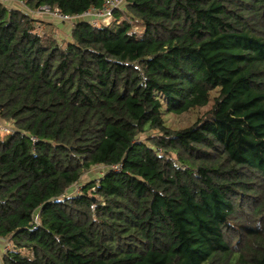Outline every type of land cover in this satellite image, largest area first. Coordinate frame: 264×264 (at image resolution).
<instances>
[{"label":"trees","instance_id":"16d2710c","mask_svg":"<svg viewBox=\"0 0 264 264\" xmlns=\"http://www.w3.org/2000/svg\"><path fill=\"white\" fill-rule=\"evenodd\" d=\"M11 1L0 264H264V0H125L66 39L31 13L105 0Z\"/></svg>","mask_w":264,"mask_h":264},{"label":"built area","instance_id":"2783aa9c","mask_svg":"<svg viewBox=\"0 0 264 264\" xmlns=\"http://www.w3.org/2000/svg\"><path fill=\"white\" fill-rule=\"evenodd\" d=\"M124 1L125 0H105L102 6L98 9L96 8H90L81 15L75 16V17H70V16H65L62 15L60 12L57 10L51 11L49 10L48 7H42L37 12L31 13L33 15L36 14H43V13H49L51 11L52 15L57 18L61 22H77V21H87L89 22L92 26L94 27H106L110 26L114 22L119 24L122 20H116L114 19L113 12L116 9H121L124 6ZM1 4L4 5H11L14 6L15 8L22 9L24 6L22 4H19L21 8L18 6V3L11 1V0H0ZM23 11V10H22ZM28 10H25L23 12H27ZM127 19V18H124ZM114 170L117 169V167H113ZM102 172V171H101ZM79 188L77 186H74L71 191L72 193L75 192V189ZM80 191V190H79ZM75 193H78L77 191Z\"/></svg>","mask_w":264,"mask_h":264},{"label":"rangeland","instance_id":"374dc122","mask_svg":"<svg viewBox=\"0 0 264 264\" xmlns=\"http://www.w3.org/2000/svg\"><path fill=\"white\" fill-rule=\"evenodd\" d=\"M18 6L21 8V6L18 4ZM14 7V6H12ZM22 10H28L25 7H22ZM37 19L43 20L44 22H49L53 25H55L56 27H59L61 33L59 35H61L62 38L66 39L68 37L69 32L72 29V26L75 22H61L59 21L57 18H55L51 11L49 13H43V14H36L34 16ZM77 22H81V21H77ZM206 110V108L203 109H198L189 113H184L181 115H177L176 113H167L164 115L165 118V122L168 126H171L173 128H183L186 126H189L191 124H193L194 122H196V120L199 118V116H201L203 114V112ZM7 129V128H6ZM5 128L2 129L0 128V136H4L7 134V130ZM103 167H99L96 168L95 170H93L92 175H97L98 173H101ZM90 175L88 174L87 176H84L82 178L81 182H84ZM86 182V181H85ZM71 191H73V189H71ZM79 192V188L75 189V192ZM8 247V245L5 244V242L0 240V256L2 255L3 251H5V248Z\"/></svg>","mask_w":264,"mask_h":264}]
</instances>
